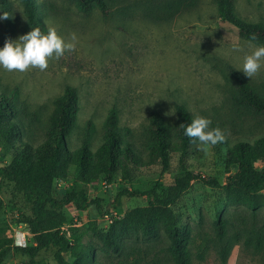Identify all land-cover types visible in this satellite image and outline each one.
<instances>
[{
	"label": "rangeland",
	"instance_id": "obj_1",
	"mask_svg": "<svg viewBox=\"0 0 264 264\" xmlns=\"http://www.w3.org/2000/svg\"><path fill=\"white\" fill-rule=\"evenodd\" d=\"M167 0H109L108 15L98 8L80 10L74 0H36L40 19L48 29L54 26L66 40L78 37L76 48L59 58H51L47 69H29L23 73L0 69V85L17 88L18 98L25 100L37 119L24 118L23 139L34 145L41 143L54 109V99L67 85L75 86L79 94L78 127L68 138V146L81 144L85 123L93 122L91 145L95 150L103 140L108 113L116 108L120 127L130 129L132 140L144 159L148 158L147 137L144 132L152 112L160 113L168 123L176 118V104L185 105L193 117L211 120L212 128L223 130V143L204 150L195 144L185 157V164L203 178L217 179L220 186H211L199 179L177 200L173 207L179 223L192 235L189 246L192 264H224L218 256L215 221L218 215L228 220V235L241 236L225 264H264V206L255 212L242 205H232L225 199L224 187L236 167L224 162L227 148L240 140L253 142L264 136V114L238 108L232 102L234 85L226 64L240 67L246 54L259 45L240 37L237 29L223 21L215 0H195L168 20L155 18ZM236 13L243 19L264 24V0H235ZM8 11L15 40L31 31L23 5L10 0ZM3 10L0 6V15ZM6 22L0 20V47L4 45ZM238 48L239 50H234ZM241 71V70H240ZM242 72V71H241ZM243 73V72H242ZM244 74V73H243ZM256 90L264 94V68L252 79L244 75ZM168 113H174L168 115ZM11 155L5 161H10ZM257 167H261L258 162ZM183 173L178 158L171 169L160 174L154 167L134 181L132 189L147 190L160 182L163 188ZM102 178L85 186L90 199L99 198L104 212L92 204L84 210L64 209L68 231L80 236V248L92 253L97 264H174L168 250L170 241L163 228L154 238L141 233L121 240L122 249L115 253L89 230L96 222L106 225L105 213L110 203L124 189ZM73 181L59 180L54 195L62 197ZM81 187V186H78ZM264 191V190H263ZM0 239L12 238V245L33 243V234L24 223L30 215L31 199L22 187L0 178ZM147 204L145 198L123 197L117 209L123 213ZM23 215V216H21ZM263 237L262 247H247L244 240ZM54 247L42 252L45 264H57ZM204 253V259L198 255ZM65 256L70 261V253ZM27 257L16 255L4 264H26Z\"/></svg>",
	"mask_w": 264,
	"mask_h": 264
},
{
	"label": "trees",
	"instance_id": "obj_2",
	"mask_svg": "<svg viewBox=\"0 0 264 264\" xmlns=\"http://www.w3.org/2000/svg\"><path fill=\"white\" fill-rule=\"evenodd\" d=\"M24 9L27 24L47 28L40 19L36 0H19ZM221 19L233 25L240 37L264 44V24L249 22L236 13L235 0H215ZM76 6L89 12L98 8L104 17L108 15L109 0H74ZM10 0H0L5 19L4 42L13 32L12 20L8 11ZM195 4V0H167L155 18L168 20L185 7ZM234 85L232 102L238 108L249 112L264 114V94L258 92L244 74L232 64H226ZM17 88L0 85V178L20 185L24 195L31 199L30 215L17 219L24 223L33 234V243L12 245V238L0 239V264L10 257H27L26 264H45L39 255L51 247L56 249L54 258L57 264H97L92 253L81 249L80 236L71 233L67 237L62 227L68 219L64 211L71 206L74 210H84L95 204L102 214L104 209L99 198L90 199L85 190L88 184L97 183L105 178L108 182L117 180L134 181L151 171L154 167L160 174L168 172L173 158L177 157L183 173L177 175L172 184L163 188L160 182L147 190L122 189L110 203V207L122 205L123 197L145 198L147 204L125 212L121 220L110 225H88L103 245L115 253L122 249L121 240L133 234L141 233L144 238H154L162 227L170 244L168 250L174 264H192L189 246L192 241L190 230L179 223L173 207L174 203L199 179L211 186H220L217 179H205L193 172L186 164L185 157L198 142L184 136L183 127L194 118L189 109L177 103L176 118L168 123L158 112H152L144 132L147 137L148 158L144 159L134 142L128 137V127H120L118 113L112 108L107 115L105 132L100 145L93 150L91 136L93 122L85 123L81 144L75 149L68 146V138L78 128L79 94L75 86L67 85L62 94L54 99V109L49 117L48 128L41 143L34 145L24 140V118L37 119V112L30 111L25 100L17 95ZM184 124V125H182ZM11 155L10 161L5 159ZM225 165L236 167L223 185L225 199L232 205H242L255 212L264 206V136L253 142L240 140L227 148ZM261 167H257V163ZM59 180L73 181L72 186L62 197L54 195L55 183ZM81 186V187H78ZM2 199L0 198V206ZM23 216V215H21ZM228 220L218 215L215 221L218 256L227 263L233 246L240 241L238 232L228 235ZM263 237L257 236L244 240L245 246L252 244L256 249L262 247ZM70 253V261L65 256ZM204 259V253L198 255Z\"/></svg>",
	"mask_w": 264,
	"mask_h": 264
},
{
	"label": "clouds",
	"instance_id": "obj_3",
	"mask_svg": "<svg viewBox=\"0 0 264 264\" xmlns=\"http://www.w3.org/2000/svg\"><path fill=\"white\" fill-rule=\"evenodd\" d=\"M8 17V13L3 12L0 20ZM77 39L76 34L72 33L70 40H66L54 26H49L46 32L41 31L39 27L32 28L15 40L7 39L3 47H0V69L20 73L35 68L43 71L47 69L51 58H59L66 51L75 50ZM261 68H264V44L254 46L253 50L244 56L241 66L236 70H241L252 79ZM172 114L174 113H168ZM211 124L209 118L195 116L189 124H182L183 134L207 150L226 139L223 130L219 127L212 128Z\"/></svg>",
	"mask_w": 264,
	"mask_h": 264
},
{
	"label": "built area",
	"instance_id": "obj_4",
	"mask_svg": "<svg viewBox=\"0 0 264 264\" xmlns=\"http://www.w3.org/2000/svg\"><path fill=\"white\" fill-rule=\"evenodd\" d=\"M0 154H1V148H0ZM63 181H64V180H63ZM111 184H112L113 186H115V187H120V186H122V181L115 180V181H112ZM88 185H89V184H88ZM89 186H90V185H89ZM124 186H125L124 188H127V189H129V190H132V188H131V186L129 185V182H128L127 180L124 181ZM68 207H71V206H68ZM71 208H72V207H71ZM118 208H119V207H117V208H113V209L110 210V212L104 214V216H103L104 219H103V220L105 221V224H106V225H110V224H112L114 221H116V220H121V219L123 218L125 212H124V214L121 213V212H119V211L117 210ZM72 209H74V208H72ZM75 211H78V210H75ZM62 230L66 232L67 237H70V233H69V231H68V227H67L66 225H64V226L62 227Z\"/></svg>",
	"mask_w": 264,
	"mask_h": 264
}]
</instances>
